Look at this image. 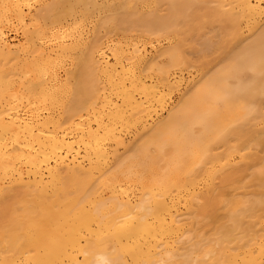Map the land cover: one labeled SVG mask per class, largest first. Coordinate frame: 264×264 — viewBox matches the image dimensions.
Masks as SVG:
<instances>
[{"label":"bare ground","instance_id":"bare-ground-1","mask_svg":"<svg viewBox=\"0 0 264 264\" xmlns=\"http://www.w3.org/2000/svg\"><path fill=\"white\" fill-rule=\"evenodd\" d=\"M37 6L0 0V264H264V0Z\"/></svg>","mask_w":264,"mask_h":264},{"label":"rangeland","instance_id":"rangeland-1","mask_svg":"<svg viewBox=\"0 0 264 264\" xmlns=\"http://www.w3.org/2000/svg\"><path fill=\"white\" fill-rule=\"evenodd\" d=\"M30 2H31L32 10H33V9L35 10V8L38 9L39 6H37V5H38L40 2L42 3L43 0H41V1H39V0L37 1V0H36V2H38V3H36L35 0H30ZM33 3H34V4H33ZM35 3H36V4H35ZM35 6H37V7H35ZM17 27H19V25L14 26V27L12 28V30H11V29H10V30H7V34H8L9 39H10L12 42H14V43H17V42H18L19 40H21V38H22V32H23V30H21L22 27H21V26H20L21 28H17ZM14 28H15V29L17 28L16 30H17L18 32H17ZM187 50H188L189 52H188ZM190 50H191V52H190ZM190 50H189V48L186 49V56H187V58H190V56H191L192 60H193V59H194V60H195V59H199V60H197L196 62H194V61L192 62V60H191L192 63H195V64H196L198 61L201 60V59H200L201 57H198V58H197V55H195V53L197 54L198 52H196V51H194V50H192V49H190ZM193 52H195V53H193ZM188 54H190V55H188ZM211 55H212V54L208 55V56L211 57L210 59H212V57H214V56L216 57L217 54H213V56H211ZM199 56H200V54H199ZM215 57L213 58V60H214V61H212L213 63L210 62L212 65H213V64L216 62V60H217V57H216V59H215ZM191 58H190V59H191ZM206 59H208V57H207ZM208 60H209V59H208ZM211 64H209V65H211ZM63 67H64V68H63ZM71 67H73V66L71 65V62H70L69 60H65V62L62 63V68H60V70L63 69V70H61V72H60L62 78H64V77L66 78L67 75H65V74H67L66 72L69 71V70L71 69ZM63 72H64V73H63ZM183 88H185V87H183ZM183 88L180 89V90H181V93H182L183 90H184ZM180 90L176 91V93L179 94V95H176L175 93L173 94L174 96L172 95V97H171L172 99L169 100V101H171V104H172V103H175L176 100L178 99V97L180 96V94H181V93H180ZM176 96H177V97H176ZM175 98H177V99H175ZM173 100H175V101H173ZM169 101H168V100L166 101L165 106H166V104H167ZM171 104L168 103L167 106H166L165 108H167V107L170 106ZM162 112H163V113H162L161 115L164 116V115L166 114V110H163ZM164 112H165V113H164ZM257 149H259V148H257ZM259 150H261V149H259ZM259 150H258V153H261L262 151H259Z\"/></svg>","mask_w":264,"mask_h":264}]
</instances>
